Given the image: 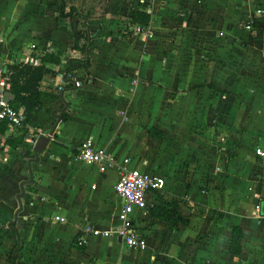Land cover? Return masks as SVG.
Instances as JSON below:
<instances>
[{"label":"crops","instance_id":"obj_1","mask_svg":"<svg viewBox=\"0 0 264 264\" xmlns=\"http://www.w3.org/2000/svg\"><path fill=\"white\" fill-rule=\"evenodd\" d=\"M135 1L149 14L145 29L150 38L140 35V40L122 32H132V27L125 14L116 16L119 0H63L64 12L75 10L69 22L56 17V0H0V57L16 65L28 58L39 64L40 56H52L57 64L46 66L55 74L45 75L38 90L61 95L66 104L59 112L63 103H49L24 129L0 124V251L5 259L13 248L18 249L21 264H264V214L259 212L264 201V158L253 154L254 148H264L263 99L255 94L247 99L250 111L237 143L232 144L231 138L213 143L205 132L183 134L175 157L181 161L176 176L170 174L166 158L161 162L137 158L142 151L137 107L147 105L149 94L155 101L165 100L167 106L194 108L216 105L215 94L243 89L245 83L234 80L232 52L246 48L245 33L256 40L259 32L257 28L245 31L242 25L239 32L234 23L242 11L247 18L252 15L261 1L149 0L156 3L150 10L141 0H128L126 8ZM190 8L200 12L194 16L197 30L170 34V24L175 20L179 24ZM173 10L178 13L174 18L168 15ZM103 11L104 16L99 14ZM187 23L181 25L188 29ZM71 25L73 32L88 38L91 46L85 52L71 50L66 31ZM236 32L239 35L234 37ZM143 42L145 53H141ZM30 44L35 49L30 50ZM248 47L252 48L250 43ZM201 53L209 54L213 63L220 56L224 66L201 62L197 58ZM70 60L87 64L86 70L74 72L75 78L83 74L82 85L69 84L58 92ZM261 63L264 67V51ZM207 72L210 80L203 84ZM126 92L131 95L124 100ZM145 119V124L154 121ZM54 124L44 151L35 156L33 144ZM125 128L133 129L130 140L125 138ZM150 130L158 132V138L151 137ZM145 132L158 140L164 152L175 138L166 126H152ZM86 138L117 158L128 157L129 168L161 176L162 200L176 202L186 223L168 227L143 215L137 221L146 239L142 250L129 249L113 236L83 234L87 227L100 231L114 227L119 207L112 189L116 174H100L75 158L78 144ZM251 142L256 144L252 149ZM183 155L187 164L182 163ZM194 155H199L198 167L191 163L196 161ZM153 199L154 195L149 203ZM234 229L239 230L236 257L229 251ZM81 238L85 242L78 245Z\"/></svg>","mask_w":264,"mask_h":264},{"label":"rangeland","instance_id":"obj_2","mask_svg":"<svg viewBox=\"0 0 264 264\" xmlns=\"http://www.w3.org/2000/svg\"><path fill=\"white\" fill-rule=\"evenodd\" d=\"M128 0H119V5L116 8V16L119 18H122L125 14L126 10V3ZM144 2L145 6L147 8H150V10H153L156 6V3H153L149 0H141ZM262 1V0H257ZM253 6V5H252ZM106 11H103L99 14H102L103 16L106 14ZM176 11H169L168 15L171 17L177 16ZM184 16L181 18L180 23L177 24V20L173 22V24H170L169 33L170 34H192L193 31H196V26L199 24L197 20H195V15L200 14V12H195L191 8L188 11L184 12ZM180 15V14H179ZM248 13L245 11H242L239 16L235 19V28L238 27L239 32H242V30L239 28L244 19L247 18ZM121 21V19H120ZM187 28H184V25H181L184 22H187ZM43 24V23H42ZM77 24V23H76ZM257 29L259 32L258 39L255 40V38H250L251 35L249 33H245V37L247 38L246 48H240L239 50H235L233 53V74H234V80L235 83H241L244 82L243 89L240 91H234V92H227L220 95H214L218 96V101L216 105L211 106H196L194 108L190 107H180V106H167V103L165 100L159 98L157 101L155 97H153V94H149L147 96V105L145 103L139 105L137 107V112L139 115L140 123V131L138 136V141L141 144V153L137 155V158H148L151 161L158 160L160 161V158H163L166 160H170L169 162V172L172 174V176H176L178 174L177 163L180 165L181 161H178L175 159L177 155V150L179 149L178 145H180L182 141L183 134L186 133H194L202 134L203 132L208 133L210 136V139L213 141V143L220 144V139H230L233 140L232 144L237 141V138H240V133L242 132L241 128L243 126L244 117L247 118L250 107L247 104V99H249L251 94L258 95L259 99H263L264 102V67L261 63V52L264 51V22L259 23L257 25ZM79 28L76 27V29ZM122 28V27H121ZM71 29L72 25H71ZM121 30L119 31V34L121 33ZM126 36H133L137 39L142 38L140 35H134L132 32L128 31L127 29L122 30ZM197 34V33H196ZM239 35L238 32L234 35L236 37ZM125 36V37H126ZM150 36V35H149ZM148 36V37H149ZM150 38V37H149ZM146 38L143 37V40ZM141 40V39H140ZM250 43L251 47L248 49V44ZM141 53H145V42H143ZM204 54V55H203ZM197 58H202L203 63H207L209 66L218 65V67L224 66V60L218 57L216 63H213V59H210L209 54L201 53L197 55ZM209 58V59H208ZM206 59V61L204 60ZM211 60V61H210ZM76 81H83V74L79 73V76L75 78ZM209 74L208 72L205 74V76L202 78V83L205 84L209 82ZM135 82V80H133ZM82 85V82H81ZM132 92V91H131ZM237 93V94H236ZM119 94V93H118ZM121 95L124 93H120ZM126 97L124 100L130 96V92H126ZM117 95V94H116ZM208 116V117H207ZM152 117L153 122L146 121L147 124H145V118ZM193 117H201L203 119H199L196 121H193ZM163 119V123H159L158 121L160 119ZM169 118V121H166L165 119ZM206 119V120H204ZM149 122V123H148ZM162 127L166 126L167 129L170 128L172 132L175 134V138L169 141V146L167 148V152L162 151V146L157 142L158 140L149 138L146 135L147 128L151 127ZM226 128V129H223ZM125 138L126 140H130L132 135V128H125L124 130ZM260 133V132H259ZM264 135V131L262 132ZM217 140V142H216ZM239 140V139H238ZM237 143V142H236ZM256 144L249 145L250 149H252ZM199 146V145H198ZM196 146V148H198ZM184 156V155H183ZM187 156L182 157V163H186L185 160ZM142 158V159H143ZM196 161L192 160L196 164L195 166L198 167V162H200L199 155H194L193 157ZM202 160V159H201ZM190 162V161H189ZM202 162V161H201ZM182 164V166H183ZM181 166V167H182ZM183 173V169H180ZM193 170V169H192ZM191 172L185 173L186 175L191 174ZM184 179V178H183ZM2 236L0 235V245L2 244ZM5 254V253H4ZM0 264H6L3 254L0 251Z\"/></svg>","mask_w":264,"mask_h":264},{"label":"built area","instance_id":"obj_3","mask_svg":"<svg viewBox=\"0 0 264 264\" xmlns=\"http://www.w3.org/2000/svg\"><path fill=\"white\" fill-rule=\"evenodd\" d=\"M264 22V1L258 2L257 7L242 24V29L254 32L253 24ZM132 32L137 35L148 37L150 33L145 27L133 26ZM29 49H35V45L30 44ZM18 63L36 65L31 58L21 59ZM10 71L6 62L0 57V124H5L9 128L24 129L23 110L13 109L7 101L6 92L10 81ZM64 77V74L62 75ZM70 77L67 76L66 79ZM72 86L78 88L81 82L71 78ZM65 83L63 82L62 85ZM61 86L57 91H61ZM253 154L257 158H264V148L256 147ZM75 158L80 163L95 167L97 172L104 174L114 172L116 180L112 186L114 195L119 200V207L115 215L116 225L112 228L100 231L94 228H85L83 234L91 236H103L104 238L115 237L121 240L125 247L132 250H142L146 247L144 234L138 230L137 221L143 215H147V208L150 207L149 199L155 192H161L164 188V179L154 173L141 171L136 168H129L130 159L128 157L117 158L103 148L94 146L92 139L86 138L81 141L76 149ZM58 218H55L57 220ZM84 239H80L77 244L83 245Z\"/></svg>","mask_w":264,"mask_h":264},{"label":"trees","instance_id":"obj_4","mask_svg":"<svg viewBox=\"0 0 264 264\" xmlns=\"http://www.w3.org/2000/svg\"><path fill=\"white\" fill-rule=\"evenodd\" d=\"M58 5L56 17L64 21L69 22L76 14L75 10L68 9L64 12L63 0H56ZM140 4L135 2H130L127 5L125 16L128 19L130 27L141 26L145 27L149 21V14L144 11V9L138 8ZM70 26V25H69ZM257 24H253L252 28L256 30ZM65 30L69 33L71 37V50L78 52H85L86 48L89 49L91 44L85 34L80 32H73L70 27ZM64 70L63 81L65 82L63 88H67L72 85L71 78H75V70L81 68L83 70L87 69V64L85 61L71 62ZM49 63L57 64V61L50 55L40 56L39 64L30 66L28 64L17 63L16 65L6 63L8 70L10 71V81L8 84V92L12 94L13 100L10 105L13 109L21 108L23 110V124L29 121L30 118L35 117L39 110L47 106L49 103H60L59 95L53 93H42L38 90L39 83L45 75L54 76L55 72L53 69L46 66ZM69 76V79L66 77ZM70 84V85H69ZM61 122L64 121V117H61ZM4 125V124H2ZM150 130L149 135L151 137L158 138L159 134ZM178 205L176 202H166L162 200L159 192L154 193V199L151 202L150 207L147 208V215L168 227H174L177 224H185L186 222L181 219L177 212ZM239 230L234 229L231 235L229 243L230 253L236 257L239 255L238 247V236ZM18 249H12L5 258L6 264H21L17 260Z\"/></svg>","mask_w":264,"mask_h":264},{"label":"water","instance_id":"obj_5","mask_svg":"<svg viewBox=\"0 0 264 264\" xmlns=\"http://www.w3.org/2000/svg\"><path fill=\"white\" fill-rule=\"evenodd\" d=\"M6 97H7V101H9V102H11L12 100H13V96H12V94H10V93H8V92H6ZM59 99H60V101H61V103H63V107H62V109L59 111V112H63L64 110H65V108H66V104L63 102V100H62V96L61 95H59ZM55 118H56V120H57V122L59 121V118H58V116H55ZM56 122V123H57ZM55 126H56V124H54V125H52V128L50 129V131L47 133V135H41V136H39L37 139H36V141H35V143L33 144V147H32V152H33V154L36 156L37 154H40V153H42L43 151H44V149H45V147H46V145H47V143L49 142V139H50V137H52V135H53V131H54V129H55ZM23 195V192H21V196ZM19 197H17V199H18ZM19 207H20V205H18ZM259 212L261 213V214H264V201H262V202H260V204H259Z\"/></svg>","mask_w":264,"mask_h":264}]
</instances>
